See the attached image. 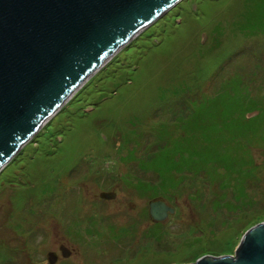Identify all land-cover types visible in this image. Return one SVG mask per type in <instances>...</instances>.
Segmentation results:
<instances>
[{
  "label": "rangeland",
  "instance_id": "rangeland-1",
  "mask_svg": "<svg viewBox=\"0 0 264 264\" xmlns=\"http://www.w3.org/2000/svg\"><path fill=\"white\" fill-rule=\"evenodd\" d=\"M246 2L181 0L0 170V189L13 188L0 196V232L18 240L0 239V264H19L22 243L30 257L43 238L50 250L62 242L74 249L59 264H188L235 254L264 222V117L245 124L239 107L213 98L237 74L264 96V19L255 12L258 37H250L255 30L239 22ZM211 160L221 185L202 176L158 188L172 168L207 171ZM107 191L116 197L102 198ZM155 197L176 208L164 222L148 216Z\"/></svg>",
  "mask_w": 264,
  "mask_h": 264
},
{
  "label": "water",
  "instance_id": "water-1",
  "mask_svg": "<svg viewBox=\"0 0 264 264\" xmlns=\"http://www.w3.org/2000/svg\"><path fill=\"white\" fill-rule=\"evenodd\" d=\"M179 1L0 0V170L87 80ZM174 211L162 200L151 203L157 221ZM189 264H264V222L245 234L234 255Z\"/></svg>",
  "mask_w": 264,
  "mask_h": 264
},
{
  "label": "trees",
  "instance_id": "trees-1",
  "mask_svg": "<svg viewBox=\"0 0 264 264\" xmlns=\"http://www.w3.org/2000/svg\"><path fill=\"white\" fill-rule=\"evenodd\" d=\"M245 7L246 11L242 14L239 22L243 27H245V29H249L250 31L255 30L253 33H250V37H258L260 33H264V30L255 36L257 27L255 29L254 14L255 12L259 11L261 18L264 19V0H247ZM252 25H254L253 29ZM214 32L216 31L214 30ZM219 92L221 93L218 94L217 92L213 99L221 100V105L225 108L239 107L242 116L241 119L245 124H250L260 119L261 116L264 117V96L258 97L257 95L253 94L249 80L244 78L243 75L237 74L233 77H230V79L224 82L222 89ZM211 100L212 99H209L208 101ZM257 110H260L258 115L249 117V114ZM185 114L189 115L190 113ZM177 120L178 118L173 122H176ZM218 158L221 160L220 156H218ZM202 176L206 177V180L211 182L212 185L215 183L221 185L222 178L224 177L219 162L211 160L209 162V168H207V171H203L201 167H198L197 169H194L193 167H187L183 170L172 168L171 175H159L158 188H180L186 181L196 180ZM152 186L155 185H146L148 188Z\"/></svg>",
  "mask_w": 264,
  "mask_h": 264
},
{
  "label": "flooded vegetation",
  "instance_id": "flooded-vegetation-1",
  "mask_svg": "<svg viewBox=\"0 0 264 264\" xmlns=\"http://www.w3.org/2000/svg\"><path fill=\"white\" fill-rule=\"evenodd\" d=\"M13 193V188H1L0 189V196L8 194V197L10 198V195ZM5 204H8L11 202L5 200ZM2 213V212H1ZM12 216H4V223L6 221L11 220ZM3 217L0 215V226L3 224ZM6 237L4 238L2 232H0V239L1 241H4L7 243L9 246L11 245H16L18 243V240H10L8 241L6 238H9L8 236L10 235L9 232L4 234ZM25 242V241H24ZM22 243V248H21V256H20V263L19 264H36L37 262H40L42 264H59L63 259H69L72 258L75 255V251L71 246H67L65 243H60L56 245V250H50L52 249L51 246L49 248V243L47 238H43L41 241V247L37 243V250L31 251L33 254L32 256H24V253L22 251H30V246ZM53 245V244H52ZM36 246V244H35ZM68 247L70 250L68 252H64V248ZM74 247V246H72ZM52 253V254H50ZM55 253V254H53ZM69 254L68 257H66ZM50 255V258H49ZM53 261L54 263H51Z\"/></svg>",
  "mask_w": 264,
  "mask_h": 264
},
{
  "label": "bare ground",
  "instance_id": "bare-ground-1",
  "mask_svg": "<svg viewBox=\"0 0 264 264\" xmlns=\"http://www.w3.org/2000/svg\"><path fill=\"white\" fill-rule=\"evenodd\" d=\"M128 43H129V42H128ZM128 43H127V44H128ZM127 44H126V45H127ZM126 45H125V46H126ZM125 46H124V47H125ZM13 158H14V157H13ZM13 158H12L10 161H12V160H13ZM10 161H9V162H10ZM9 162H8L7 164H9ZM7 164H6V165H7ZM6 165H5V166H6Z\"/></svg>",
  "mask_w": 264,
  "mask_h": 264
}]
</instances>
